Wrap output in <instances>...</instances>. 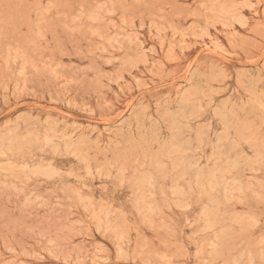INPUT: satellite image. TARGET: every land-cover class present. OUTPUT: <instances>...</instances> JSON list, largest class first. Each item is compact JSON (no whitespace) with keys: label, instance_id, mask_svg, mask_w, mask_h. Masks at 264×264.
Instances as JSON below:
<instances>
[{"label":"rangeland","instance_id":"rangeland-1","mask_svg":"<svg viewBox=\"0 0 264 264\" xmlns=\"http://www.w3.org/2000/svg\"><path fill=\"white\" fill-rule=\"evenodd\" d=\"M0 264H264V0H0Z\"/></svg>","mask_w":264,"mask_h":264},{"label":"bare ground","instance_id":"bare-ground-1","mask_svg":"<svg viewBox=\"0 0 264 264\" xmlns=\"http://www.w3.org/2000/svg\"><path fill=\"white\" fill-rule=\"evenodd\" d=\"M203 83V82H202ZM170 119V118H169ZM164 122V121H163ZM161 123V122H160ZM135 128V127H134ZM135 132V131H134ZM194 134V133H193ZM198 159V158H197Z\"/></svg>","mask_w":264,"mask_h":264}]
</instances>
